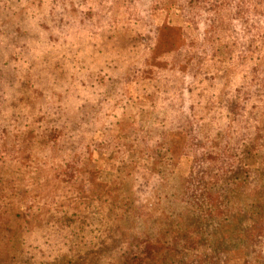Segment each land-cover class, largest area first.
<instances>
[{
  "label": "rangeland",
  "instance_id": "obj_1",
  "mask_svg": "<svg viewBox=\"0 0 264 264\" xmlns=\"http://www.w3.org/2000/svg\"><path fill=\"white\" fill-rule=\"evenodd\" d=\"M133 1L0 0V264H264V0Z\"/></svg>",
  "mask_w": 264,
  "mask_h": 264
},
{
  "label": "trees",
  "instance_id": "obj_2",
  "mask_svg": "<svg viewBox=\"0 0 264 264\" xmlns=\"http://www.w3.org/2000/svg\"><path fill=\"white\" fill-rule=\"evenodd\" d=\"M84 1V4H83V7H81L80 8V10H81V13H82V15H84V17H88V19L90 20V21H93L94 20V18H92L93 17V15H94V13H95V5H94V0H83ZM129 2H135V1H133V0H128ZM137 2H141V1H145L144 3H142L144 6H145V13H144V16H145V18L147 19L149 16H154L155 15V13H157V12H162L163 11V13L164 14H172V16H179V13H182V16L181 17H178V20H176V21H174V22H177L178 24H181V22H182V20L183 19H185L186 17L188 18V19H190V20H197V14H196V10L194 11V9H193V5L195 4V3H199V1H201V0H136ZM255 7H257V6H255ZM260 7V6H259ZM258 8V7H257ZM211 9H209V10H203V12H204V14H208L209 15V17L208 18H205L204 17V14H202V16H201V18H203L205 21H206V23H207V26L209 25V22L211 21V19H212V13H211V11H210ZM233 10H238V11H240V12H243L245 15H247L250 19H251V22H252V24H250L249 25V27H247L246 25H244L243 23H241V25L242 26H244V29H243V31L245 32V31H247V30H250V31H252V30H260L261 31V26H262V31H263V29H264V25H259L260 23H254V21L256 22L257 20L258 21H260L261 23H263L262 21H264V10L260 7V8H258V10H256L257 12H252V11H250L249 9H247V7H242V6H236V7H233ZM142 15L143 14H141V16L140 17H142ZM252 16H254V20H253V18H252ZM124 16H120L117 20H118V22L119 23H114V22H112L115 26L116 25H119L120 24V22L122 21L123 23H124ZM224 18L226 19V21H227V23L229 22V20H231V19H233V20H237L236 18H231V16L230 15H227V14H225L224 15ZM141 18H139V20H140ZM209 21H207V20ZM213 19H215V18H213ZM237 21H239V20H237ZM123 23H121V24H123ZM126 27V26H125ZM122 28H124V26H121V27H119L118 29L120 30V29H122ZM68 29V28H67ZM208 33V32H207ZM66 34V39L67 38H69V36L71 35V32L70 31H68L67 30V32L65 33L64 31H63V34H61V35H65ZM53 35H60L59 33L57 34V32L56 33H54ZM124 37H126V35L124 36ZM123 37V38H124ZM128 41V40H127ZM83 43H85V42H82V41H80V40H76L75 41V45H81V44H83ZM134 47V46H133ZM132 52V51H131ZM0 126H2V125H0ZM0 129H2V127H0ZM57 131V130H56ZM59 136L60 135H56V136H53V138H55V140L56 139H59ZM4 141V140H3ZM2 141L0 140V143H1ZM56 144H50L49 146L50 147H52L53 149H55V146H57V147H64V146H62L63 144H61L60 142L58 143V142H55ZM233 144H234V142H233ZM239 148V146H237V147H232V148H230L231 150H237ZM203 151H205L206 149H207V146H204L203 148ZM94 150H96V149H94ZM89 151V150H88ZM87 151V152H88ZM209 151H211V150H206L205 152L206 153H209ZM87 152H80V153H78V146L77 147H74V148H72L71 150H70V153H71V156H72V154H78L77 156H76V158H77V161H78V164H81L83 161H86V159H87ZM79 154H84V155H82V156H79ZM241 156H243V158H242V160H243V162H242V166L241 167H243V168H246V167H248V166H250V165H248V164H250V160H249V162L248 161H246V159H245V156L243 155V154H241ZM213 158H215V156H212ZM32 161V160H31ZM220 162V161H219ZM219 162H215V164H214V166L217 164V163H219ZM79 166V165H78ZM58 170H60V169H58ZM215 170V169H214ZM2 169H0V179H2L3 178V175H2ZM72 173L73 174H75L76 173V170L74 169L73 171H72ZM52 180V178H50V181ZM235 181H238V179H235ZM250 186V187H257L258 185L257 184H254L253 182H248V177L247 176H242L241 178H240V180H239V182L236 184V186H235V188H234V190L235 191H237L240 195L241 194H244L246 191L244 190V187L245 186ZM16 190V188L14 187V189H13V191L11 192H3V193H0V210L2 209V208H4L3 206L5 205V201H6V196H4V195H8V197L9 196H11V195H13L14 193L15 194H18V190L19 189H17V191H15ZM199 196L200 195H198V196H194V195H192V194H190V196H188L189 198H191V199H195L196 200V198H199ZM3 199H4V202H3ZM208 202H209V204H210V206L211 207H213V208H219V209H225V208H221L220 206L222 205L221 204V201H218V199L217 198H211L210 200H208ZM3 203V204H2ZM227 208V207H226ZM229 210H232L233 208H228ZM230 212V211H229ZM6 213L7 212H5V210L3 209L1 212H0V248L2 247V249L3 250H5L6 249V246H7V241H8V239H9V233H15L18 237H19V235H18V231H17V228L20 226V224H19V222H17V224L18 225H16V224H14V226H10V224H8L7 226L4 224V222H2L1 220L2 219H5L6 218ZM225 213L223 212V214L222 215H224ZM225 221V223L224 224H226V220H224ZM221 223L223 224V222L221 221ZM16 225V226H15ZM6 226V227H5ZM20 238V237H19ZM24 244V242H21L19 245H18V247H19V249H21V246ZM10 249H12V247H9Z\"/></svg>",
  "mask_w": 264,
  "mask_h": 264
}]
</instances>
